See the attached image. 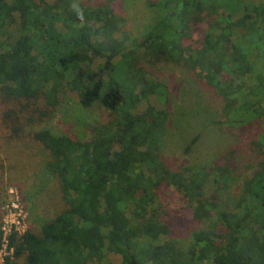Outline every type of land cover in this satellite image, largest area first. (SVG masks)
<instances>
[{
  "label": "trees",
  "instance_id": "16d2710c",
  "mask_svg": "<svg viewBox=\"0 0 264 264\" xmlns=\"http://www.w3.org/2000/svg\"><path fill=\"white\" fill-rule=\"evenodd\" d=\"M90 1L0 0V96L30 109L5 114L6 137L27 134L45 146V169L67 203L38 232L12 230L4 264H105L112 254L116 264H264L261 142L250 141L253 171L236 196L229 169L168 162L166 108L133 110L153 95L166 98L167 84L152 77L163 61L188 68L223 99V120L213 122L239 135L263 125L264 0L150 1L158 17L141 36L122 30L109 3ZM66 91L113 118L90 139L47 127ZM163 186L191 208L195 226L185 238L160 207ZM2 237L0 226V247Z\"/></svg>",
  "mask_w": 264,
  "mask_h": 264
},
{
  "label": "rangeland",
  "instance_id": "374dc122",
  "mask_svg": "<svg viewBox=\"0 0 264 264\" xmlns=\"http://www.w3.org/2000/svg\"><path fill=\"white\" fill-rule=\"evenodd\" d=\"M47 1H58L65 5L68 0ZM150 1L155 0L90 2L95 5L109 3L123 19L122 30L127 29L133 35L141 36L158 17V12L149 8ZM117 36L120 37L121 32ZM199 36L196 26L186 42L195 44ZM96 63H101V60H96ZM153 70L156 74L152 77L167 84L166 98L161 99L156 94L149 100H140L133 109L134 112L145 110L149 104L166 108L169 111V122L164 153L168 162L175 168L184 164L214 168V173L216 166L229 169L228 172L233 175L231 190L237 196L244 177L253 171L251 167L255 160L249 158L250 141L261 142L257 152L264 156V130L260 127L264 124H257L252 129L244 128L243 134L239 135L237 130L233 131L213 122L216 117L223 120V99L210 87L198 81L191 70L163 61L156 63ZM37 101L41 104V101ZM12 109L21 115L30 111L25 101H6L0 96V226L6 223V215L15 201L19 205L18 210L22 209V215L19 216L20 228L38 232L43 222L65 210L67 203L57 179L45 169V146L27 134L20 138L15 137L16 139L6 137L13 135L7 128L10 119L5 116ZM112 118L111 112L100 105L84 108L73 92L66 91L60 104L48 118L50 120L46 126L56 132H67L77 139H90L95 127ZM20 120L23 121V118ZM197 133H201L199 141L190 153H185V146ZM160 201V207L165 210L167 218L172 219L174 235L187 237L195 222L183 194L173 187L163 186L160 190ZM118 261L119 258L112 254L110 261L105 264H116ZM16 264H24V257L19 258Z\"/></svg>",
  "mask_w": 264,
  "mask_h": 264
},
{
  "label": "built area",
  "instance_id": "2783aa9c",
  "mask_svg": "<svg viewBox=\"0 0 264 264\" xmlns=\"http://www.w3.org/2000/svg\"><path fill=\"white\" fill-rule=\"evenodd\" d=\"M12 192H14L13 189H12ZM18 208H19V205L17 204V202L13 201L12 202V208L9 209V211L6 215V219H5L6 223L3 224V226L1 227L2 232H3V237H2V246L0 247V264H4L5 263V257L7 255L12 254V249L8 250V248H7V243H8L7 235L12 230H16L20 233L27 230V229H21L19 226V224L21 223L19 216L22 215V209L18 210ZM10 217H11V219L9 220Z\"/></svg>",
  "mask_w": 264,
  "mask_h": 264
}]
</instances>
